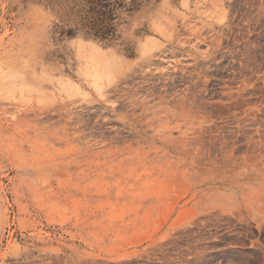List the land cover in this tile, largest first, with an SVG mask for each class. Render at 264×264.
Segmentation results:
<instances>
[{
    "label": "rangeland",
    "instance_id": "374dc122",
    "mask_svg": "<svg viewBox=\"0 0 264 264\" xmlns=\"http://www.w3.org/2000/svg\"><path fill=\"white\" fill-rule=\"evenodd\" d=\"M0 264H264V0H0Z\"/></svg>",
    "mask_w": 264,
    "mask_h": 264
},
{
    "label": "bare ground",
    "instance_id": "6f19581e",
    "mask_svg": "<svg viewBox=\"0 0 264 264\" xmlns=\"http://www.w3.org/2000/svg\"><path fill=\"white\" fill-rule=\"evenodd\" d=\"M93 47H94V46H93ZM88 49H89V48H88ZM88 49H87V50H88ZM90 49H91V48H90ZM93 54H94V52H93ZM95 55H96V52H95ZM97 55H98V54H97ZM102 55H103V54H102ZM109 55H110V54H109ZM94 57H95V56H94ZM94 57H93V58H94ZM110 57H111V56H110ZM104 58H105V57H104ZM113 58H114V57H113ZM110 59H111V58H110ZM102 61H103V60H102ZM102 61H101V62H102ZM108 62L110 63V60H109ZM93 63H94V62H93ZM97 63H98V60H97ZM105 63H106V62H105ZM102 65H103V63H102ZM106 69H107V68H106ZM97 72H98V70H97Z\"/></svg>",
    "mask_w": 264,
    "mask_h": 264
}]
</instances>
